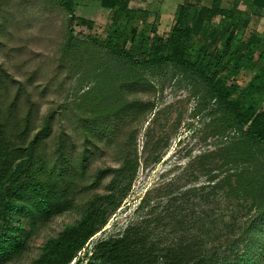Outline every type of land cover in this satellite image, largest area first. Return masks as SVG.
I'll use <instances>...</instances> for the list:
<instances>
[{"label": "trees", "instance_id": "1", "mask_svg": "<svg viewBox=\"0 0 264 264\" xmlns=\"http://www.w3.org/2000/svg\"><path fill=\"white\" fill-rule=\"evenodd\" d=\"M52 2L66 16L59 64L77 68L93 83L79 100L88 101L94 116L80 121L82 153L75 157L61 143L48 165L42 146L53 115L33 133L30 94L0 65V264L27 249L36 227L109 179L106 192L88 199L80 219L48 239L31 264H72L101 232L140 169L136 136L115 135L139 108L126 98L149 87L148 76L167 70L201 94L197 113L206 102L215 107L209 127L226 142L188 164L206 176V185L177 196L174 182L146 192L137 209L140 221L101 240L74 264H264V29L249 30L253 18L264 17V0H238L233 8L221 0L209 7L180 5L167 38L155 33L156 14L131 10L121 0H100L111 20L79 38L74 23L95 29L93 21L76 16L79 0ZM2 28L0 21V33ZM244 69L250 78L243 86L237 77ZM146 139L145 168L159 164L169 146L164 137ZM103 148H113L117 167L99 169L91 185L80 184V174ZM159 228L171 242L162 244Z\"/></svg>", "mask_w": 264, "mask_h": 264}, {"label": "rangeland", "instance_id": "2", "mask_svg": "<svg viewBox=\"0 0 264 264\" xmlns=\"http://www.w3.org/2000/svg\"><path fill=\"white\" fill-rule=\"evenodd\" d=\"M212 1L121 0L131 10L156 14L155 33L163 38H167L172 30L175 13L180 5L209 7ZM221 1L224 6L233 8L238 0ZM75 14L95 23L93 30L74 23L72 29L79 38L97 33L98 27L106 26L113 16L112 12L105 11L100 6V0H79ZM153 16L155 15L152 14L150 21ZM65 20V13L52 0H0V21L4 27L0 33V65L8 70L14 81L22 83L30 94L34 110L33 133L38 132L43 121L53 115L51 135L42 146V153L50 166L56 159V150L61 143L67 144L75 157L82 153L84 136L80 121L94 116L88 101L79 100L83 91L93 83L89 79L84 81L77 68L70 65L62 68L59 64ZM180 78L170 70L148 76L150 86L139 92H132L126 98L127 102H136L139 108L126 121L123 120L115 135L117 140L129 138L132 134L136 136L140 169L122 206L101 232L87 243L75 261L91 252L101 240L120 234L129 224L140 221L142 213H138L137 209L146 192L174 182L176 187H180L178 192L175 191L174 195L177 196L190 188L198 189L206 185V176H199L198 172L188 168V164L226 141L212 135V128L209 127L210 121L217 117L216 113L210 112L215 109L213 103L206 102L201 112L197 113L201 94L194 91L189 82ZM249 78L250 72L244 69L237 81L244 86ZM16 89L15 85L12 94ZM24 99L23 96L20 115L26 111ZM148 134L156 139L166 138L169 146L163 151L159 164L145 168L142 152ZM116 157L113 148H103L86 171L80 174V184L91 185L99 169L117 167ZM108 183L109 179H105L97 190L78 197L72 209L55 217L48 224L36 227L27 249L5 264H31L38 259L44 243L57 237L64 228L74 225L80 219L88 199L105 193ZM159 229L158 236L162 244L163 241L171 242L169 233L165 229ZM165 235L168 236L164 237Z\"/></svg>", "mask_w": 264, "mask_h": 264}, {"label": "crops", "instance_id": "3", "mask_svg": "<svg viewBox=\"0 0 264 264\" xmlns=\"http://www.w3.org/2000/svg\"><path fill=\"white\" fill-rule=\"evenodd\" d=\"M191 5H194V4H191ZM260 23L262 24V27ZM263 29H264V17L253 18L251 20V23L249 25V30L256 31V32H262Z\"/></svg>", "mask_w": 264, "mask_h": 264}]
</instances>
